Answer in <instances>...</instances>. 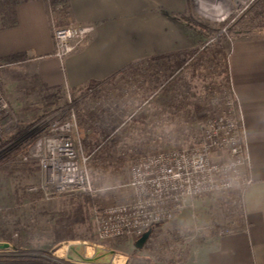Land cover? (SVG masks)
<instances>
[{
  "label": "rangeland",
  "instance_id": "1",
  "mask_svg": "<svg viewBox=\"0 0 264 264\" xmlns=\"http://www.w3.org/2000/svg\"><path fill=\"white\" fill-rule=\"evenodd\" d=\"M256 1L254 0L246 10H241L244 6L239 8L238 1L232 0L236 10L225 19H218L201 11L198 0H188L189 11L178 18L189 35L194 36L193 45L188 47L189 52L184 55L180 54L183 56H177L178 58L169 55L133 63L128 73L120 74L111 83H102L100 89H92L87 99L74 100L72 94L68 95L65 90L67 105L27 131L22 130L23 126L19 124L21 120L19 113L25 104L35 100V96L28 93L22 81L14 78L18 73L16 74L9 67L6 69L7 66L2 68L0 72L1 90L10 109V113L3 118L2 126L6 128L3 130H6V134L13 129L15 132L18 130L22 133L0 150V161L31 140L33 136L60 126L63 120L74 121L75 119L81 151L88 158L86 165L98 192L95 195L67 192L48 199L43 194L39 200H32L26 184L29 179L21 173L13 174L8 169L13 165L23 163L32 164L35 167L37 165L21 162V158L4 163L0 169V194H6L4 199L9 200L0 199V243L8 242L10 246L0 248L8 252L7 255L0 256V260L4 259V261L16 262V264H84L78 254L80 253L90 258L98 256L97 261L85 262L87 264H111L112 261L115 264H195L206 249L205 245L200 242L201 237L208 233L206 226L213 223L222 225V221L224 224L227 222L232 227L234 226L238 215L237 201L227 194H213L206 198H196L192 205L180 212L173 221L154 226L152 237L147 240L142 249L136 247L135 240L137 239L135 238L127 245L116 244L117 238L100 242L95 236V239L92 237L86 240V235L89 238L90 234H86L87 231L84 229L88 223L87 211H90V218L94 225L93 210L95 207L123 201L125 196L130 194L120 189L100 190L127 182L131 161L135 156L183 146L186 143L184 142L183 124H178L183 128L178 131L177 125H172L176 124L177 120L173 121L168 118L172 112H177L180 108L177 106L178 109L176 107L174 109L162 108V114L161 109L151 112L144 110L147 101L155 93L163 89L159 96H178L181 103L188 105L184 107L185 116L192 115L199 120L196 123H199L218 112V108L214 105H211V111L205 110V106L208 105L206 100L207 97H211L212 93L221 94L220 90H222V106L219 111L222 108V112H225L227 99L233 95V87L230 83L231 91H226L223 79L222 84L219 83L221 77L217 73H220L222 68L217 67L216 63L219 61L216 58L219 54L216 52L213 54V52L217 47L222 46L220 31L211 34L203 26L211 25L214 28L220 26L222 31H225L226 26L235 22L242 13L250 10V6ZM207 2L212 4L215 1L207 0ZM248 13L243 25L246 23L262 25L264 21L259 19L253 21L252 18L258 15L260 19H264V0H259L254 9ZM60 14L64 15V18L71 16L70 11L66 9L59 10L57 15L60 16ZM222 24H224L223 28ZM234 36L230 34L226 44H230ZM205 48L213 50L200 56L199 53ZM166 66H171L172 70L168 71L165 69ZM160 72H164L161 84L151 88V82L161 74ZM206 85L215 89L209 92L205 88ZM196 104L200 111L195 110ZM160 119L166 122L162 121L161 126L159 124V127L154 129L155 123ZM169 121H172V124ZM150 125L153 127L149 130ZM161 130H167V135H161ZM130 132L133 133L130 134ZM127 140L129 144L122 147L121 145ZM107 143H109L108 146ZM105 146L106 148L103 149ZM5 171L8 175H3ZM33 191H42L41 186L34 188ZM79 194H86L91 199L87 200ZM50 225L55 228L53 231L57 235L52 250L19 249L15 246L20 234L18 230L20 226L36 228ZM45 242L47 241H42V244ZM173 244L176 248H173ZM33 245L34 248L40 247L37 241H34ZM100 245L114 250L115 253L111 254L100 249ZM73 247L76 251L72 249Z\"/></svg>",
  "mask_w": 264,
  "mask_h": 264
},
{
  "label": "crops",
  "instance_id": "2",
  "mask_svg": "<svg viewBox=\"0 0 264 264\" xmlns=\"http://www.w3.org/2000/svg\"><path fill=\"white\" fill-rule=\"evenodd\" d=\"M54 4L71 13L69 18L57 15L58 25L94 26L93 33L64 59L53 55ZM188 11V0H0V25L5 24L0 27V64L10 55L24 53L25 61L5 67L18 73L14 78L20 82L38 77L65 90L84 89L90 83H98L100 89L114 75L128 73L133 63L189 52L194 36L178 18ZM250 25L253 32L238 34L230 43L229 71L244 117L254 181L245 188L242 210L234 221L233 227L241 228L223 232L232 225L213 223L211 228L222 227V236L203 243L206 249L195 264H264V29L247 23L242 27ZM15 173L29 179L32 200L43 196L42 191H33L44 182L40 169ZM224 194L237 200L235 191Z\"/></svg>",
  "mask_w": 264,
  "mask_h": 264
},
{
  "label": "built area",
  "instance_id": "3",
  "mask_svg": "<svg viewBox=\"0 0 264 264\" xmlns=\"http://www.w3.org/2000/svg\"><path fill=\"white\" fill-rule=\"evenodd\" d=\"M253 1L246 0L239 8L244 6L241 10H246ZM59 10L62 7L52 6L53 55L64 59L93 33L94 26H60L57 24ZM3 67L5 65L0 64V72ZM66 93L70 95L71 91L66 90ZM211 102L218 112L198 123L188 144L135 156L131 161L127 182L100 190L120 189L130 194L123 201L94 208L97 240L102 242L123 236L138 239L154 226L173 221L196 198L235 190L244 192L253 183L244 117L234 91L227 99L225 112H222V108L219 111L222 94L212 93ZM8 113L9 104L0 82V135L6 131L3 130L2 121ZM87 160L81 151L75 119L63 120L60 126L44 131L20 159L21 162H30L40 168L44 175L41 189L47 199L67 192L95 195L98 191L89 174ZM211 227L209 225L205 229L208 231ZM99 248L111 253L108 247L100 245ZM173 248H176L174 244ZM0 250V256L7 255V251ZM0 264L16 262L3 259Z\"/></svg>",
  "mask_w": 264,
  "mask_h": 264
},
{
  "label": "trees",
  "instance_id": "4",
  "mask_svg": "<svg viewBox=\"0 0 264 264\" xmlns=\"http://www.w3.org/2000/svg\"><path fill=\"white\" fill-rule=\"evenodd\" d=\"M259 0H257L256 2H254V4H252V6H250V10H248L245 13H242L240 16H238V18H236L235 22L229 24L228 26H226V30L222 31L221 27H212L211 25H205L203 27H205L204 29H206L207 31H209V33L213 34L216 31H220V42L222 41V46L217 47L216 50H214L213 54L216 52L219 54V56H217L216 58H218L219 61H217V67L222 68L221 72L217 73L218 76H220L221 78L219 79V83L222 84V79L224 81V87H226V91H231V78H230V71H229V51H230V44H226V41L228 39V36L231 35H238L241 33H249V32H253V28H251L250 26L245 27V29L242 27L243 23H245L246 19H247V13L249 11H252L254 9V7L258 4ZM249 14V13H248ZM251 19V17H250ZM253 21H258V19L261 21H264V19H260L258 15H256L255 17L252 18ZM195 23V22H194ZM261 23V22H260ZM1 26H5V24H1ZM224 24H222V28H223ZM263 27L264 29V22L262 23V25H260ZM213 49H209V48H205L202 50V52L199 53V55H206L208 53H210ZM212 54V55H213ZM176 57L178 56H183V55H175ZM214 56V55H213ZM177 57V58H178ZM27 59L26 54L24 53H17L14 55H10L6 58H4L1 62V64L8 66L10 64H15V63H19L22 61H25ZM176 61V60H174ZM174 63V62H173ZM168 71L172 70L171 66H166ZM164 72H166L164 70ZM163 72V73H164ZM161 73V72H160ZM163 73H161L158 77L155 78V80L153 82H151V88H154L156 86H159V84H161L162 78H163ZM167 73V72H166ZM117 78V75H114L110 80L115 81ZM23 82V87L25 89L28 90L29 94H33L35 96V100L25 104L21 109H20V126H23V129H25V131L29 130L30 128H32L34 125L42 122L43 120H45L48 116H50L53 112L57 111L58 109H60L63 106L67 105V100H66V95H65V89L63 87H53V86H49L48 84H46L44 81H42L40 78L38 77H25L21 80ZM98 85V83H90L87 85L85 92L81 93L84 89L83 88H78V89H73L71 90V94L74 98V100L80 99V97L85 96L84 99H87L86 97L89 96V94L91 93L90 91H92V88H96V86ZM187 86V84H186ZM165 88V87H164ZM207 91H212L214 90L213 88H211L210 86L206 85L205 86ZM91 89V90H90ZM225 91V90H224ZM225 91V92H226ZM161 93L163 92V89L160 91ZM157 92L155 93V95H153L151 97V99L149 101H147V104L144 107V110H150V112L152 110H160L161 109V114H162V108H175L176 106L180 109H178L177 107V112H172L169 115V119L177 122L176 124H172V121H169L172 125H177V130L180 131L179 129L183 130L184 128V132L185 133V141L186 143H184L183 145H186L189 143L192 135L194 134V131L196 130V128L198 127V123H196L197 121H199L198 119H195L192 115H187L185 116L184 113L185 109L184 107H187L188 105L186 103H181L179 101L178 96H173V95H166V96H159V93ZM224 92V93H225ZM220 93L222 94V90H220ZM196 94V93H195ZM210 97V96H209ZM206 100L208 102V105L205 106V110L211 111L212 110V102H211V97ZM188 98V97H187ZM151 106H153V108H151ZM196 111H200L199 106L196 104L195 105ZM180 110V111H179ZM160 114V115H161ZM177 114V115H176ZM177 117V119H176ZM163 118V116H162ZM178 119H180V121L178 122ZM162 121H164L163 119L161 120H157V123H155L154 129H157V127H159V124L161 126V124L163 123ZM166 122V121H164ZM170 124V125H171ZM178 124H183V128L179 127ZM165 126V125H164ZM153 126L150 125L149 130L152 128ZM175 127V126H174ZM122 129V128H121ZM165 129V128H163ZM14 131V132H13ZM13 131H11L10 133L4 134V135H0V150L4 148V146L11 141L12 139L17 138L22 132L20 131H16L15 129H13ZM23 131V132H25ZM162 131V130H161ZM169 131H173V130H169ZM168 131V132H169ZM97 132V131H96ZM156 132V131H155ZM133 132H130V134H132ZM161 133V132H160ZM18 134V135H17ZM41 135V134H40ZM40 135L35 136L34 138H32L31 140L27 141L26 143H24L22 146H20L18 149H16L15 151H13L12 153L8 154L4 159H2L0 161V169L2 167V165L8 161H12V160H16L18 158H21L24 154L29 152V149L31 148V146L36 142V140L38 139V137ZM161 135H167V130L162 131ZM170 136V135H168ZM171 137V136H170ZM125 138H127L125 136ZM172 139V137H171ZM126 144H129V140H127L126 142H124L121 146L125 147ZM107 146L109 145V143L106 144ZM106 146L103 148L105 149ZM175 147H170L168 149L165 150H169V149H174ZM34 165L32 164H16L11 166L10 169H8L10 172H14L17 169H22V170H26V169H33ZM36 169H39V167L37 166ZM236 192V197H237V204L239 207H237L239 210H242V202H241V198L243 195V191L241 190H235ZM84 196L87 200L91 199L89 198L88 195H84V194H79ZM87 215H88V223L85 225L86 228V234H90L89 238L88 235H86V240L91 239L93 237V239H95V229H94V225L93 222L90 218V211H87ZM82 226V227H85ZM241 228L240 226H236V227H231L230 225H228L226 228H224L223 232L225 231H229V230H234V229H239ZM55 228H53L51 225L49 227H36V228H30L28 226H20L19 227V236H18V241L15 244V246L19 249H39V250H44V251H50L53 249L54 247V242L55 239L57 237V235L55 234V231H53ZM222 231V227L221 228H211L210 230H208V233L205 236H202L200 239V242L202 243H207V242H214L217 241L222 234L220 233ZM83 238V237H81ZM80 239V238H79ZM133 238L129 237V236H123V237H119L116 239V244L118 245H127L131 242ZM47 241L44 244H42V241ZM37 241L40 245L39 248H34L33 246V242ZM134 241V240H133ZM136 242V240H135ZM41 248V249H40Z\"/></svg>",
  "mask_w": 264,
  "mask_h": 264
},
{
  "label": "bare ground",
  "instance_id": "5",
  "mask_svg": "<svg viewBox=\"0 0 264 264\" xmlns=\"http://www.w3.org/2000/svg\"><path fill=\"white\" fill-rule=\"evenodd\" d=\"M214 1L215 2L211 4L208 3L207 0H198L200 10L203 11L205 14L218 19H225L233 11L236 10V6L233 4L232 0H214ZM237 1L239 6H241L246 0H237ZM111 264H115V263L112 261Z\"/></svg>",
  "mask_w": 264,
  "mask_h": 264
},
{
  "label": "water",
  "instance_id": "6",
  "mask_svg": "<svg viewBox=\"0 0 264 264\" xmlns=\"http://www.w3.org/2000/svg\"><path fill=\"white\" fill-rule=\"evenodd\" d=\"M151 233H152V229H149L140 238H138L136 240L135 245L138 249H142L144 247V245L146 244L147 240L149 239ZM8 246H10V244L8 242L0 243V247H8ZM77 248H79V246H77ZM72 249L74 251H76L75 247H73ZM114 253H115V251L111 250V254H114ZM78 254L80 256V259L84 262H94V261H97V258H98V256H94V258H90V257L83 256L80 253H78ZM69 257H71V256H69Z\"/></svg>",
  "mask_w": 264,
  "mask_h": 264
}]
</instances>
